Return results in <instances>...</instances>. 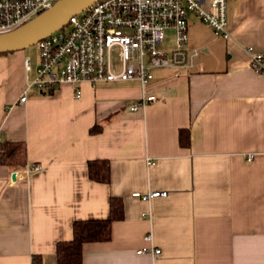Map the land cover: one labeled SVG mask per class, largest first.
<instances>
[{"label": "crops", "instance_id": "crops-1", "mask_svg": "<svg viewBox=\"0 0 264 264\" xmlns=\"http://www.w3.org/2000/svg\"><path fill=\"white\" fill-rule=\"evenodd\" d=\"M227 14L230 40L190 15L196 65L155 70L157 100L135 111L137 81L41 92L23 52L0 55V140L28 151V167L0 166V264H58L75 221L107 219L112 197L124 219L82 264H264V75L249 52L264 55V0H229ZM93 160L111 163L110 183L89 178ZM154 190L168 195L134 197Z\"/></svg>", "mask_w": 264, "mask_h": 264}, {"label": "built area", "instance_id": "built-area-1", "mask_svg": "<svg viewBox=\"0 0 264 264\" xmlns=\"http://www.w3.org/2000/svg\"><path fill=\"white\" fill-rule=\"evenodd\" d=\"M59 0H0V34L16 30L53 7ZM229 0H100L88 10L74 15L60 30L36 44L38 66L24 61L28 88L41 92L57 90L64 84L137 81L142 95L132 110L145 109L157 96L150 92L155 70L194 68L200 50L190 42V15L206 24L214 34L231 39L228 24ZM173 31L174 47L166 45ZM166 45V46H165ZM251 67L264 75V55L249 48ZM34 73L33 79L31 74ZM27 93L20 103L27 101ZM249 160L254 159L250 155ZM36 166L33 170H40ZM27 179L21 175L20 180ZM168 191L138 192L135 198L150 201L167 197ZM152 241V235H148ZM145 252L144 249L140 253ZM157 256L161 249L154 248Z\"/></svg>", "mask_w": 264, "mask_h": 264}, {"label": "trees", "instance_id": "trees-1", "mask_svg": "<svg viewBox=\"0 0 264 264\" xmlns=\"http://www.w3.org/2000/svg\"><path fill=\"white\" fill-rule=\"evenodd\" d=\"M99 131H101V126L96 125L92 128L91 133ZM189 139V131L180 130V144L187 146ZM88 163V176L92 181L103 184L110 183L112 177L111 163L109 161L93 160ZM0 166H8L12 170H21L28 167L26 142L0 140ZM109 206L110 214L107 219L75 221L73 238L66 242H59L56 246L58 264H82L85 244L110 241L113 224L124 219L125 209L122 199L118 197H112ZM32 264H43L42 256H35Z\"/></svg>", "mask_w": 264, "mask_h": 264}, {"label": "water", "instance_id": "water-1", "mask_svg": "<svg viewBox=\"0 0 264 264\" xmlns=\"http://www.w3.org/2000/svg\"><path fill=\"white\" fill-rule=\"evenodd\" d=\"M100 0H59L52 8L16 30L0 34V54L24 51L64 27L71 17ZM15 178V175L13 176Z\"/></svg>", "mask_w": 264, "mask_h": 264}, {"label": "rangeland", "instance_id": "rangeland-1", "mask_svg": "<svg viewBox=\"0 0 264 264\" xmlns=\"http://www.w3.org/2000/svg\"><path fill=\"white\" fill-rule=\"evenodd\" d=\"M167 36H168V38L166 41V45L169 47H174V45H173L174 44V38H175L174 32L169 30ZM21 52H23L26 55V57H29L31 59V62L35 68V66L37 65L38 60H39V51L37 49V46L34 45L31 48H28V49L21 51ZM33 77H34V73L31 74V79H33Z\"/></svg>", "mask_w": 264, "mask_h": 264}]
</instances>
